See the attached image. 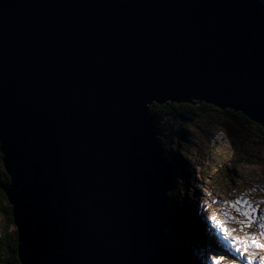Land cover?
<instances>
[{
	"label": "water",
	"instance_id": "obj_1",
	"mask_svg": "<svg viewBox=\"0 0 264 264\" xmlns=\"http://www.w3.org/2000/svg\"><path fill=\"white\" fill-rule=\"evenodd\" d=\"M169 102L264 128V0H0L21 264H179L166 230L177 172L150 113Z\"/></svg>",
	"mask_w": 264,
	"mask_h": 264
},
{
	"label": "rangeland",
	"instance_id": "obj_2",
	"mask_svg": "<svg viewBox=\"0 0 264 264\" xmlns=\"http://www.w3.org/2000/svg\"><path fill=\"white\" fill-rule=\"evenodd\" d=\"M205 114L194 118L191 125L161 115L165 130H185L174 140L171 136L167 139L168 154L177 161L172 163L177 174L169 206L187 202L194 218L206 225L204 236L210 244L201 240L200 250L196 249L201 264H214L217 258H222L220 264H247L246 256L236 251L234 238L247 236L250 241L255 238L264 244L260 228L264 219L257 218L247 226L248 221L242 215L250 203L258 209L257 217H264V137L256 124H244L245 119L238 114L236 121L214 110ZM4 171L0 160L2 179ZM237 200L243 203L233 207ZM6 222L0 215V236L6 229L16 230L15 226L6 228ZM167 228L169 236L176 233L173 224L169 223ZM223 228L229 233L225 234ZM181 240L190 245L187 237ZM249 252L255 256L256 264L264 257V249L249 248Z\"/></svg>",
	"mask_w": 264,
	"mask_h": 264
},
{
	"label": "trees",
	"instance_id": "obj_3",
	"mask_svg": "<svg viewBox=\"0 0 264 264\" xmlns=\"http://www.w3.org/2000/svg\"><path fill=\"white\" fill-rule=\"evenodd\" d=\"M165 105H171L175 106L177 108L170 109V113L163 112L162 109L165 111L164 105H153L150 108V113L154 118V125L156 127V130L159 132V141L161 143L162 148L165 151V157L170 161V163H176V158L173 156H170L168 154V150L166 149V145L170 142L167 140L170 136L175 139L176 136H179L182 134V132H185V130L180 129L179 131H173V130H165L164 126L161 123V115L163 117H167L169 119H173L176 122H179L180 124H193L192 122L194 118L196 117H203L206 115V111L199 110V107H210V108H216L214 106H209L207 104H204L202 106H199V103H195L194 105L190 104H175V103H167ZM170 107V106H169ZM165 108V109H164ZM217 109V108H216ZM219 110V109H217ZM221 111L220 113L228 115V117L234 119L236 114L240 115L245 119L243 121L244 124L254 123L258 126L259 130L263 134L264 137V128H262L257 123L251 121L249 118H247L245 115L241 113H235L233 111ZM172 112V113H171ZM188 117L190 118L187 122H182L180 120V116ZM234 121H236L234 119ZM243 124V125H244ZM184 126V125H183ZM182 131V132H181ZM172 132V133H171ZM179 134V135H178ZM3 157L0 153V160H2ZM4 177L3 179L0 178V215L4 216L5 220H7V226L6 228H11L15 226L13 214H12V206L10 205L7 196L4 192V187H7L10 184V178L7 175L6 171L3 172ZM172 192L169 193V198H171ZM170 204V203H169ZM170 209L174 213V218L178 220V224L174 225V229H176V233L173 232L174 235L169 236L170 239V248L173 252L175 258L179 262V264H201L200 258L195 256L193 253V250L190 245H187L185 243H182L181 237H187L188 241H201L204 240L205 243H209L207 240H205V230L204 226H206L204 223H199L197 218H194L192 212L190 211L187 202H183V204H173L171 203ZM200 224V225H199ZM11 225V226H10ZM167 233L170 235L169 229L167 228ZM178 234V235H177ZM0 264H21L19 260V242H18V235H17V229L10 232L6 229V232L4 235L0 236Z\"/></svg>",
	"mask_w": 264,
	"mask_h": 264
},
{
	"label": "snow or ice",
	"instance_id": "obj_4",
	"mask_svg": "<svg viewBox=\"0 0 264 264\" xmlns=\"http://www.w3.org/2000/svg\"><path fill=\"white\" fill-rule=\"evenodd\" d=\"M240 203H243L242 200H237L233 202V207H236ZM247 210L242 213V215L247 219L248 224L247 226H251V224L255 221V219L260 218L264 219V217H257L258 209L255 206H252L250 203L246 205ZM236 223L243 224L242 221H236ZM261 228V235L264 236V224H260ZM225 234L229 233L227 228H223ZM234 244L236 245V251L239 252L242 256H246L247 264H256L255 256L249 252V248H256V249H264V244L259 243L255 238H251V241L246 236L243 239L234 238ZM222 258H217L214 261V264H220V260ZM259 264H264V257L259 259Z\"/></svg>",
	"mask_w": 264,
	"mask_h": 264
},
{
	"label": "flooded vegetation",
	"instance_id": "obj_5",
	"mask_svg": "<svg viewBox=\"0 0 264 264\" xmlns=\"http://www.w3.org/2000/svg\"><path fill=\"white\" fill-rule=\"evenodd\" d=\"M191 105V104H190ZM192 105H194V104H192ZM202 105H204V104H200L199 106H202ZM164 106H166L164 109H165V111L162 109V111L163 112H168V113H170L169 111H171L170 109H174V108H177V107H175V106H171V105H164ZM170 106V107H169ZM199 110H205L206 112H208V111H212V110H214V111H217V112H221V111H219V110H217L216 108L214 109V108H210V107H199L198 108ZM169 110V111H168ZM166 112V113H167ZM172 113V112H171ZM207 115V114H206ZM180 118V120L182 121V122H187V121H189L190 120V118H189V116L188 117H184L183 115L182 116H180L179 117ZM237 119V118H236ZM185 124V123H184ZM189 125V124H188ZM173 157V156H172Z\"/></svg>",
	"mask_w": 264,
	"mask_h": 264
}]
</instances>
